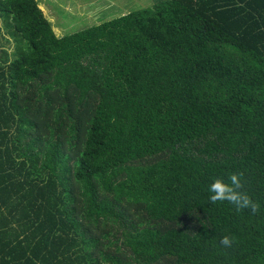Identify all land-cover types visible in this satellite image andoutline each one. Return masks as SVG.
Masks as SVG:
<instances>
[{
	"label": "trees",
	"instance_id": "trees-1",
	"mask_svg": "<svg viewBox=\"0 0 264 264\" xmlns=\"http://www.w3.org/2000/svg\"><path fill=\"white\" fill-rule=\"evenodd\" d=\"M1 27L0 264H264V0L63 36L39 0H0ZM229 172L256 213L208 200Z\"/></svg>",
	"mask_w": 264,
	"mask_h": 264
},
{
	"label": "rangeland",
	"instance_id": "rangeland-1",
	"mask_svg": "<svg viewBox=\"0 0 264 264\" xmlns=\"http://www.w3.org/2000/svg\"><path fill=\"white\" fill-rule=\"evenodd\" d=\"M162 0H39L58 36L99 24ZM0 51L15 50V40L1 27ZM9 40V43L6 40ZM1 54V53H0Z\"/></svg>",
	"mask_w": 264,
	"mask_h": 264
},
{
	"label": "clouds",
	"instance_id": "clouds-1",
	"mask_svg": "<svg viewBox=\"0 0 264 264\" xmlns=\"http://www.w3.org/2000/svg\"><path fill=\"white\" fill-rule=\"evenodd\" d=\"M243 174L240 172H229L226 177L217 176L207 186L208 200L211 203L227 202L236 211L251 210L258 211V204L244 191ZM219 243L229 248L233 239L229 235L220 237Z\"/></svg>",
	"mask_w": 264,
	"mask_h": 264
}]
</instances>
